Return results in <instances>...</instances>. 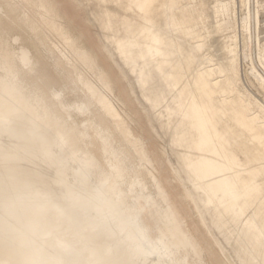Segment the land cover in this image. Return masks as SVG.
Returning <instances> with one entry per match:
<instances>
[{
	"label": "bare ground",
	"instance_id": "1",
	"mask_svg": "<svg viewBox=\"0 0 264 264\" xmlns=\"http://www.w3.org/2000/svg\"><path fill=\"white\" fill-rule=\"evenodd\" d=\"M92 1L116 78L55 2L0 0V264H234L213 227L264 264V0Z\"/></svg>",
	"mask_w": 264,
	"mask_h": 264
},
{
	"label": "rangeland",
	"instance_id": "2",
	"mask_svg": "<svg viewBox=\"0 0 264 264\" xmlns=\"http://www.w3.org/2000/svg\"><path fill=\"white\" fill-rule=\"evenodd\" d=\"M51 1H53V2H55L57 4L58 10H59V14L62 17L61 22H62V24L67 26L69 32L73 36L77 37L80 40V43L82 44V46L84 48H86L87 50L93 52V54L95 56H97V60H98V62L100 64V66L104 67L110 73H112V76L114 78L118 77L119 76V72H118V69L115 66V64L109 62L107 60V58L105 57V55L100 54L101 53L100 52V48H101V42H102L101 39L104 42H106L107 45L110 44V40H108V39L109 38L111 39V36H108V35H112V33L107 31V30L105 31L104 29L100 28L99 23H98V19L96 17V8L94 6L95 3L91 4L90 7H89L88 5L90 4V2H93L92 0L91 1L87 0V2L89 4L86 2V0H81V1H78V0H51ZM83 2H86L88 7L86 5L84 6L83 4H85V3H83ZM0 4L3 6V10L6 13H8L9 9L5 6V4L2 3V2ZM89 8L93 9L94 15H92V13L90 12ZM90 14L92 16H90ZM263 15H264V12L262 13V16H261L262 21H264V16ZM20 16H21V12L20 11L16 14V16H12L11 15V17L14 20L13 23H14L15 28L14 29H11V28L7 29L8 33H9V39L13 41L14 38H20L22 40V42L24 43V45H26V46L31 48L33 54H37L39 56L42 55L44 57V59H43V67L45 68L46 72L53 79L56 80V83L58 85H62L63 84V79H62L63 76L60 74L59 71L55 70V68L53 67V63H52V61L49 58L50 55L46 54V52L42 49V47L35 43V40L31 36V33H30V30H29L28 26L24 25L22 23V16L21 17ZM261 24H260V32H259L260 33V38L264 39V22H261ZM102 32L107 34L108 39L105 38L106 34H105V36H102V34H103ZM38 34H39V32H38ZM98 35H100V36H98ZM255 35H256V32H255ZM12 36H14V37H12ZM99 37H101V39ZM12 41H10V42L13 43ZM246 69H247V62L245 63L244 61H242L241 64H240V73H241V75L243 74L242 75V79H244L243 76H244V72L246 71ZM243 82H244V80H243ZM135 100H136L135 97H133L132 98L133 104H135V107L137 108L138 104L136 103ZM137 119L139 120V125L135 126L136 132L138 134H140V135L148 136V138L151 139V147L154 148L156 155H158L160 157L161 156L160 155V150H164L167 153V158L169 157L168 159L172 160V161L170 160L172 165L173 166L177 165L176 157H175L172 149H170L171 146H170V144H169V146H167L166 142L167 143H169V142L167 141V139L164 136L162 137V134H161L160 130L157 127H155V126H154L155 127L154 129H151L148 126V123H147L148 121H147L146 116L141 111L138 112ZM159 137H161V138H159ZM167 150H169V151L167 152ZM170 153H171V155L174 158L170 155ZM175 168H178V166L177 167L175 166ZM167 171L170 172V169H167ZM195 223L199 224L197 219H195ZM208 223H209V226H211V228H212L213 226L211 225V222L209 220H208ZM213 231L216 234V236H218V239H219L221 245L224 246V249L226 250V247L228 248L229 251L228 250H226V251L229 254H231L230 255L231 259H232V256H233V259H235V260L232 259L233 263L235 262L234 264H236V263L237 264H241V262H239L240 259L237 258L233 254L231 246L228 245L229 243L227 241H225L224 238L221 235H219L218 231L214 227H213ZM221 241H223L224 244Z\"/></svg>",
	"mask_w": 264,
	"mask_h": 264
}]
</instances>
